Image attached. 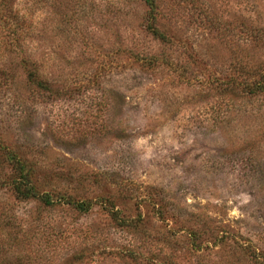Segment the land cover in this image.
I'll use <instances>...</instances> for the list:
<instances>
[{
  "label": "rangeland",
  "instance_id": "obj_1",
  "mask_svg": "<svg viewBox=\"0 0 264 264\" xmlns=\"http://www.w3.org/2000/svg\"><path fill=\"white\" fill-rule=\"evenodd\" d=\"M155 1L0 0V264H264V0Z\"/></svg>",
  "mask_w": 264,
  "mask_h": 264
},
{
  "label": "trees",
  "instance_id": "obj_2",
  "mask_svg": "<svg viewBox=\"0 0 264 264\" xmlns=\"http://www.w3.org/2000/svg\"><path fill=\"white\" fill-rule=\"evenodd\" d=\"M145 2L150 7V15L152 20V23L148 25L149 30L152 31V34L156 39L168 42L165 34L162 33L155 25L157 12V7L155 5L156 1L145 0ZM242 66H244V68L241 67L240 70L243 69L246 70V72H243L241 76L239 75L240 82L237 88L241 92V95L246 97H255L264 94V72L256 68L247 67L248 65L242 64ZM0 152H2L1 149ZM4 156V154L0 155V161L5 160ZM10 159L12 160L13 171L15 174L13 177L14 181L12 182V188L18 198H21L23 200L36 199V201H38L45 207H54L58 203L62 204V201L64 200L65 204L70 205L82 212L91 210L93 206L91 202H76L73 199L65 196H62V199H57V201H55L49 194L40 193L33 184V171L31 169L27 170V166L24 165V163L20 162V160H15V157H12ZM111 215L112 218L117 221L123 220L120 219V213L113 212L111 213Z\"/></svg>",
  "mask_w": 264,
  "mask_h": 264
}]
</instances>
